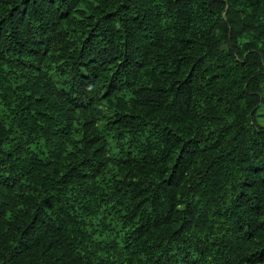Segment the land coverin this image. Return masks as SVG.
<instances>
[{
  "label": "trees",
  "instance_id": "1",
  "mask_svg": "<svg viewBox=\"0 0 264 264\" xmlns=\"http://www.w3.org/2000/svg\"><path fill=\"white\" fill-rule=\"evenodd\" d=\"M264 0H0V264H264Z\"/></svg>",
  "mask_w": 264,
  "mask_h": 264
},
{
  "label": "rangeland",
  "instance_id": "2",
  "mask_svg": "<svg viewBox=\"0 0 264 264\" xmlns=\"http://www.w3.org/2000/svg\"><path fill=\"white\" fill-rule=\"evenodd\" d=\"M261 124L264 125V111H262V114L258 117Z\"/></svg>",
  "mask_w": 264,
  "mask_h": 264
}]
</instances>
